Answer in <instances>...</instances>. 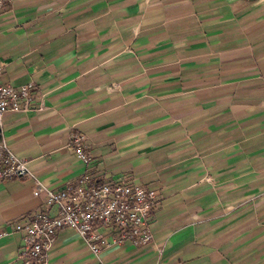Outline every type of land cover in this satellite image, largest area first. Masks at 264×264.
<instances>
[{"label":"crops","instance_id":"1","mask_svg":"<svg viewBox=\"0 0 264 264\" xmlns=\"http://www.w3.org/2000/svg\"><path fill=\"white\" fill-rule=\"evenodd\" d=\"M0 66L35 88L3 135L45 188L87 174L157 196L151 243L95 256L59 230L49 264H264V0H8ZM34 192L0 182V264L47 209Z\"/></svg>","mask_w":264,"mask_h":264},{"label":"built area","instance_id":"2","mask_svg":"<svg viewBox=\"0 0 264 264\" xmlns=\"http://www.w3.org/2000/svg\"><path fill=\"white\" fill-rule=\"evenodd\" d=\"M7 2L0 0V13ZM1 73L0 66V76ZM34 90L33 84L13 88L0 81V182L32 179L34 196L44 194L47 207L26 223L14 225L15 231L24 234L19 264H49L56 233L64 229L74 231L95 256L126 242L134 247L151 243V212L158 202L154 191L125 182L104 183L86 174L77 183L54 192L45 188L30 173L27 163L10 151L3 135V116L7 112L29 111ZM83 143V136L71 134L69 146L84 165H89ZM53 207L56 214L51 216L48 210ZM5 236L7 233H0V238Z\"/></svg>","mask_w":264,"mask_h":264}]
</instances>
